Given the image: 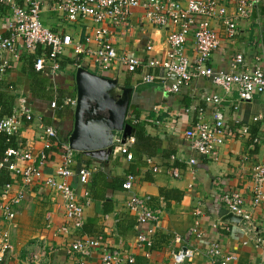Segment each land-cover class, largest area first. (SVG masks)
Here are the masks:
<instances>
[{
	"label": "crops",
	"instance_id": "0c3cea01",
	"mask_svg": "<svg viewBox=\"0 0 264 264\" xmlns=\"http://www.w3.org/2000/svg\"><path fill=\"white\" fill-rule=\"evenodd\" d=\"M216 1L226 7L225 14L231 17L236 0ZM1 14H7L6 8H2ZM141 14V9L134 11L132 30L124 35H115L114 43L129 54L144 58L163 57L168 49L167 31L151 25L141 18ZM42 17L44 24L52 30L70 34L74 39L79 36L82 40L83 24L87 22L68 23L61 15L48 10L42 13ZM211 25L221 38L220 47L213 53L211 61L216 70H229V60L237 53L243 56L239 71L255 66L264 70L262 7H257L250 18L236 23L233 38L225 36L219 20H212ZM147 44H152V50H146ZM185 50L188 55L194 56L191 36L187 38ZM24 56L27 54L22 52L20 58L12 61L13 66L7 70L3 82L17 83L11 111L20 95L25 96L33 108V119L22 120L17 140L37 156L44 149L42 135L44 128L50 126L46 124L48 118L55 122L58 129L72 128L74 108L65 106L62 111L52 108L51 101L28 96V82L21 74V58ZM80 64L96 72L88 60ZM75 70V64L64 65L53 86L65 88L74 85L75 89ZM103 76L116 78L120 85L132 88L126 122L133 119L144 130L130 146L132 159L127 160L120 154L117 146L105 162H98L80 152L74 153L73 169L84 165L97 166L98 169L95 179L91 177L86 185L90 190L94 184L95 191L93 197L90 195V203L84 207L83 226L71 229L69 233H58V229L69 222L61 196L41 182L30 186L23 201L16 206V215L11 222L5 221L0 213V235L7 233L10 245L4 264H76L79 254H69L67 249L72 241L84 236H101L103 245L110 250H120L124 258L132 253L134 264H174L171 252L178 250L193 252V257L183 264H207L205 251L210 242L218 243L224 254L234 253L237 260L233 264H264V199L257 205L251 204L252 168L256 164H264V124L254 119L257 115L264 116V93L256 94L249 102L239 103L236 91L232 92L221 106L225 140L217 147L215 156L210 157L194 152L185 137V132L196 120L198 109L211 122L212 106L206 104L203 98L220 90L208 79H196L182 87L180 92L172 94L163 91L159 80L143 82L139 71L111 70ZM22 81L27 82L24 91ZM64 96L69 97L68 94ZM58 110L61 112L56 114ZM136 112L138 116L134 117ZM244 127L248 128L245 135L241 132ZM136 134L135 128L132 135ZM189 158H195V163L189 164ZM62 160L61 150L52 152L43 167L44 175L56 176V168ZM174 169L178 171L177 177L172 174ZM130 171L134 172L136 179L131 190L125 191L119 182L125 180ZM68 180L78 199L83 200L81 195L85 185L80 184L78 175L74 173ZM160 188L176 189L182 192V199L172 201L166 207L159 195ZM232 191L239 192L244 199L243 207L249 216L245 223L247 229L223 220L229 212L222 197ZM133 194L147 198L149 205L158 210L156 222L141 227L135 219L132 225L135 215L127 210L126 201ZM193 226L200 231L201 237L189 234ZM139 231L152 240L147 257L144 255L146 249L139 250L134 245ZM177 237L179 240H176ZM102 252L101 248L92 249L86 256L85 264H99ZM32 253L39 255L34 261L30 260Z\"/></svg>",
	"mask_w": 264,
	"mask_h": 264
},
{
	"label": "built area",
	"instance_id": "2783aa9c",
	"mask_svg": "<svg viewBox=\"0 0 264 264\" xmlns=\"http://www.w3.org/2000/svg\"><path fill=\"white\" fill-rule=\"evenodd\" d=\"M1 8H6L7 14L0 16V80H3L7 70L12 68V61L24 55L33 54V68L42 73L55 84L62 69V58L69 57L78 60L75 69L84 60L96 69V74L113 71H139L143 82L151 83L159 80L163 91L178 93L182 87L192 81L205 78L220 92L204 96L206 104L211 105V122L204 118L202 110H197L193 126L185 132L190 148L201 156L213 157L217 147L225 140L226 128L221 106L236 91L239 103L249 102L256 94L264 93V70L260 66L239 71L243 64V56L235 54L230 62L229 70H216L212 65V55L220 47L221 38L211 25L216 19L222 24L227 38H233L236 33V23L250 18L257 8L264 9V0H236L231 17L226 13V7L216 0H0ZM136 9H141L142 19L151 25L167 31L166 43L168 49L163 57H146L124 51L114 43L115 35H124L132 30L131 18ZM48 12L61 15L68 23L87 22L84 25L82 40L74 39L70 34L60 33L46 26L42 13ZM191 36L194 56L186 53L187 38ZM71 50V51H70ZM146 50H152V44L146 45ZM70 51V52H69ZM92 64H91V63ZM50 106L56 107L51 101ZM61 106H75V98L62 99ZM156 111L157 109H153ZM1 113V107H0ZM33 108L27 98L20 95L16 98L9 115L0 116V133L16 137V146L5 151L0 162V168L5 167L11 175L10 182L0 188V213L5 221L11 222L16 215L18 206L26 196L27 189L41 182L47 188L57 192L64 202L68 224L61 226L58 233H69L71 229L83 226L84 207L90 203V193L86 185L97 166H82L73 169L74 153L67 141L62 142L60 150L62 163L56 168V176H45L43 167L46 163L44 150L50 146L49 138L56 136L52 126L45 127L42 138L44 149L36 155L21 146L17 140L22 126V120L33 119ZM255 120L264 124V116L257 115ZM247 127L242 128V134H247ZM264 139V138H263ZM256 141V140H255ZM134 137H127L124 143L118 141V152L132 159L130 146ZM174 159V156H171ZM189 164L195 163V158L188 159ZM155 170V169H154ZM78 175L80 184L85 185L82 199L79 200L74 188L69 183V177ZM172 174L177 177L178 171ZM136 179L134 174H127L122 183V189L129 191ZM251 204L257 205L264 199V164H256L252 168ZM222 200L228 212L248 219L239 192H229ZM148 199L133 194L126 201L127 210L136 217L137 225L144 226L158 220V210L153 209ZM189 234L201 237L202 234L193 226ZM8 234L0 235V264H4L7 252L10 250ZM179 240V237L176 238ZM259 241V238H257ZM137 249L145 250L149 255L152 240L142 232L135 237ZM103 250L99 264H131L134 255L122 257L120 250H110L102 243L101 236H84L72 241L68 246L69 254H79L76 264H85L86 256L92 249ZM207 264H233L237 260L234 253H222L219 244L210 242L207 248ZM174 264H183L193 257L189 250L171 252ZM31 261L39 256L31 254ZM253 264H263L254 262Z\"/></svg>",
	"mask_w": 264,
	"mask_h": 264
},
{
	"label": "water",
	"instance_id": "95a60500",
	"mask_svg": "<svg viewBox=\"0 0 264 264\" xmlns=\"http://www.w3.org/2000/svg\"><path fill=\"white\" fill-rule=\"evenodd\" d=\"M75 106L67 143L70 149L98 162H105L117 146L133 136L135 128L126 122L132 88L120 85L79 66L74 73ZM223 220L247 229V219L228 213Z\"/></svg>",
	"mask_w": 264,
	"mask_h": 264
},
{
	"label": "trees",
	"instance_id": "16d2710c",
	"mask_svg": "<svg viewBox=\"0 0 264 264\" xmlns=\"http://www.w3.org/2000/svg\"><path fill=\"white\" fill-rule=\"evenodd\" d=\"M2 11V8L0 6V12ZM33 59L34 55L29 54L27 56H24L21 58L22 61V69L21 74L26 78L28 85V96L34 98L35 100H47V101H54L56 102L57 109L64 110L65 106H61L62 99L65 97L64 95H69V97L75 98V89L74 85L65 87H60L56 85L54 87L53 83L47 78L45 75L41 74L40 72L35 71L33 68ZM78 62V60L70 59L67 57H63L61 64L62 67L64 65H74ZM137 72V71H136ZM17 91V83H5L3 80H0V107H1V115H9L11 113V106L13 103V100L15 98V92ZM31 101V100H30ZM32 103V102H31ZM61 110L56 111V114H59ZM134 114V113H133ZM138 116V113L136 112L134 114V117ZM46 122V124L52 126L56 131V136L49 138L50 146L44 150V153L46 155V161H48L49 155L52 152H58L60 150V145L62 142L67 141V136L69 135L71 128L66 129L65 127H60L59 129L56 127L55 122L51 121L50 118ZM128 123L132 124L136 128V136L134 137V143L136 141V137H140L141 134H143V127L139 125L138 123H134L133 119H129ZM16 137L15 136H7L6 134L0 133V162L2 161V158L4 157L5 151L9 147H15L16 146ZM127 174H134L133 171L128 172ZM126 174V175H127ZM94 176V177H93ZM96 173L93 172L92 176L95 179ZM11 175L7 168L2 167L0 168V188L3 187L6 183L10 182ZM124 179L119 182V186L122 189V183ZM94 184L90 186L89 193L93 197L94 196ZM159 195L162 198V200L165 202L166 207L171 204L172 201L179 202L182 199V192L176 190V189H166V188H160L159 189ZM133 218V224L136 219V217ZM131 225V227H132ZM119 227V226H118ZM135 260L133 263L134 264ZM143 264V262H140Z\"/></svg>",
	"mask_w": 264,
	"mask_h": 264
},
{
	"label": "rangeland",
	"instance_id": "374dc122",
	"mask_svg": "<svg viewBox=\"0 0 264 264\" xmlns=\"http://www.w3.org/2000/svg\"><path fill=\"white\" fill-rule=\"evenodd\" d=\"M26 81H22V85H21V87H22V90L24 91L25 90V88H26ZM65 89V88H64ZM23 91H21V93H23Z\"/></svg>",
	"mask_w": 264,
	"mask_h": 264
}]
</instances>
